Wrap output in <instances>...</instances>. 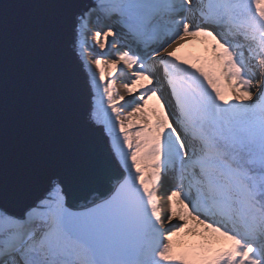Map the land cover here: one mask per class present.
<instances>
[{
    "label": "snow or ice",
    "instance_id": "snow-or-ice-1",
    "mask_svg": "<svg viewBox=\"0 0 264 264\" xmlns=\"http://www.w3.org/2000/svg\"><path fill=\"white\" fill-rule=\"evenodd\" d=\"M70 29L110 170L0 208V264H264V0H93ZM194 38L210 56L178 52Z\"/></svg>",
    "mask_w": 264,
    "mask_h": 264
},
{
    "label": "water",
    "instance_id": "water-1",
    "mask_svg": "<svg viewBox=\"0 0 264 264\" xmlns=\"http://www.w3.org/2000/svg\"><path fill=\"white\" fill-rule=\"evenodd\" d=\"M92 2L0 0V208L19 214L50 177L102 190L93 177L110 170V145L89 118L70 29L71 13Z\"/></svg>",
    "mask_w": 264,
    "mask_h": 264
},
{
    "label": "rangeland",
    "instance_id": "rangeland-1",
    "mask_svg": "<svg viewBox=\"0 0 264 264\" xmlns=\"http://www.w3.org/2000/svg\"><path fill=\"white\" fill-rule=\"evenodd\" d=\"M195 41H199V45L201 47H197L194 43ZM88 44L94 52H96V53L100 52V49L98 47H96L94 41L91 39L90 34H89V38H88ZM186 44L187 45L185 47V50H186V52H188V50H189L191 52L190 55H196V54L205 55V56L211 55L209 52L205 51V46H206V44H210V41H204V38H194L192 43H186ZM105 51H107V49ZM112 51L115 52L116 50L112 49ZM186 52H184V53H186ZM86 56H89L91 59L93 58L90 54L86 55ZM102 67H104V69H105L106 79L109 78V77H107V73L110 72V69L107 67L106 64L102 65ZM120 67H123V66L121 65ZM93 69H94V73H96L98 75V69L94 65H93ZM124 70L128 71L127 69H124ZM128 76H129V80H130V75H128ZM141 83L144 85H147V81H141ZM120 87L123 88L121 81L117 80L116 85H115V89L118 93H119ZM133 95H138V92H134ZM128 96H129V98L126 101H131L133 99V96H130V95H128ZM94 99H95V96L93 97V94H92V103H93ZM122 103H124V101ZM155 108H157V104H156L155 98H153L152 100L149 101L146 112L148 114H150L152 112V110ZM166 210H167V208H166Z\"/></svg>",
    "mask_w": 264,
    "mask_h": 264
},
{
    "label": "bare ground",
    "instance_id": "bare-ground-1",
    "mask_svg": "<svg viewBox=\"0 0 264 264\" xmlns=\"http://www.w3.org/2000/svg\"><path fill=\"white\" fill-rule=\"evenodd\" d=\"M195 43V45L197 46V47H201L200 45H199V41H195L194 42ZM186 45L187 44H184V45H181L180 47L182 48H179L178 49V52L179 53H183V54H188V55H190V51L188 50V52H186V50H185V47H186ZM195 48V47H194ZM75 50L77 51V53H78V57H79V59H80V61H81V63H82V66H83V68H84V70L86 71V73H87V75H88V84L90 85V87H91V74L92 73H94V69H93V65L90 63V61H91V58L89 57V56H86V55H81V53H80V51H79V49L77 48V46L75 45ZM184 52H186V53H184ZM158 59V58H157ZM125 71V73H127V71L126 70H124ZM154 74L157 76V81L155 82L156 83V86H159V84H160V75H161V73H160V69H159V67H155L154 68ZM125 79H127L129 82H130V80H129V76L127 75V76H119L118 74H117V80L118 81H123V80H125ZM91 93L93 94V97L95 96V93H94V89L91 87ZM119 94H121V95H124V97H125V101L129 98V96H128V94L127 93H125L124 92V89L123 88H121L120 87V89H119ZM162 94L164 95V97H165V99L166 100H169L170 99V97H169V94H168V90H167V88H166V86L164 87V88H162ZM123 102V101H122ZM121 102V103H122ZM93 105H94V101H93V103H92V107H91V110H90V115H89V118H90V120L92 121V122H94L92 119H91V113H92V109H93ZM169 107H171V104L169 105ZM95 123V122H94ZM106 135V134H105ZM165 187H167V185H165ZM163 192V191H162ZM160 207H161V209L163 210L162 211V214H166L167 213V210H166V208H164L163 207V200H161L160 201ZM173 223H175V221H173Z\"/></svg>",
    "mask_w": 264,
    "mask_h": 264
}]
</instances>
